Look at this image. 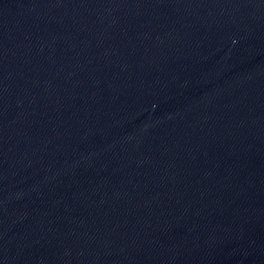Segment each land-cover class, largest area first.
<instances>
[{"label":"water","instance_id":"1","mask_svg":"<svg viewBox=\"0 0 264 264\" xmlns=\"http://www.w3.org/2000/svg\"><path fill=\"white\" fill-rule=\"evenodd\" d=\"M0 264H264V0H0Z\"/></svg>","mask_w":264,"mask_h":264}]
</instances>
